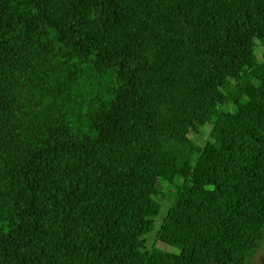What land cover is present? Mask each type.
I'll return each instance as SVG.
<instances>
[{
  "label": "trees",
  "instance_id": "16d2710c",
  "mask_svg": "<svg viewBox=\"0 0 264 264\" xmlns=\"http://www.w3.org/2000/svg\"><path fill=\"white\" fill-rule=\"evenodd\" d=\"M260 46L264 0H0V264H247Z\"/></svg>",
  "mask_w": 264,
  "mask_h": 264
},
{
  "label": "rangeland",
  "instance_id": "374dc122",
  "mask_svg": "<svg viewBox=\"0 0 264 264\" xmlns=\"http://www.w3.org/2000/svg\"><path fill=\"white\" fill-rule=\"evenodd\" d=\"M263 52L264 48L259 47L257 50V54L260 60H263ZM213 132L212 127H203L200 129V132L191 131L190 136L193 141L199 144L202 147H205L208 142L211 141V135ZM162 204V210L160 215L157 218V228L148 236H146L148 241V248L153 251L155 248H159L165 251H169L172 253H179V250L175 247L166 245L161 243L160 235L163 230L173 208L174 204L164 197L159 198ZM247 264H264V237L258 248L253 252L252 256L249 258Z\"/></svg>",
  "mask_w": 264,
  "mask_h": 264
}]
</instances>
